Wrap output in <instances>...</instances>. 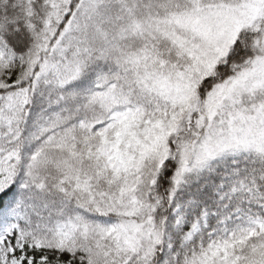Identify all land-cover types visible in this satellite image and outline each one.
Here are the masks:
<instances>
[{"label": "trees", "instance_id": "1", "mask_svg": "<svg viewBox=\"0 0 264 264\" xmlns=\"http://www.w3.org/2000/svg\"><path fill=\"white\" fill-rule=\"evenodd\" d=\"M242 1L0 0V264H264V153L179 178L197 113L141 159L105 142L118 116L161 113L145 79L187 70L194 21ZM240 38L217 75L261 52V31Z\"/></svg>", "mask_w": 264, "mask_h": 264}, {"label": "rangeland", "instance_id": "2", "mask_svg": "<svg viewBox=\"0 0 264 264\" xmlns=\"http://www.w3.org/2000/svg\"><path fill=\"white\" fill-rule=\"evenodd\" d=\"M257 31L262 35L261 52L250 61H241L235 74L226 78L217 75L230 69L231 60L239 54L236 48L244 47L240 37ZM190 34L193 42L185 49L191 60L187 70L145 79L162 100L158 104L161 113L137 109L118 116L105 135L108 147L133 145L134 153L140 147L141 159L145 153L141 145L164 148L166 137L175 134L179 124H189V116L199 114L193 119L199 131L174 150L179 178L188 171L205 169L221 157L264 153V0H244L234 8L201 16L192 24ZM208 77L215 83L199 91L200 82ZM139 231L137 224L128 221L119 228L129 244L136 241Z\"/></svg>", "mask_w": 264, "mask_h": 264}]
</instances>
